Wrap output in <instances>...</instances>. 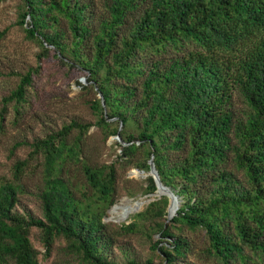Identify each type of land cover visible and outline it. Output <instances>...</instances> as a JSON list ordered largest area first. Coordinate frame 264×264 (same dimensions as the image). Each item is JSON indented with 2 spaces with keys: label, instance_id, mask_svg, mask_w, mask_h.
I'll use <instances>...</instances> for the list:
<instances>
[{
  "label": "trees",
  "instance_id": "trees-1",
  "mask_svg": "<svg viewBox=\"0 0 264 264\" xmlns=\"http://www.w3.org/2000/svg\"><path fill=\"white\" fill-rule=\"evenodd\" d=\"M18 1L15 25L36 58L87 77L95 120L44 121L13 145L12 156L29 150L0 176V264H43L35 228L46 255L62 239L74 264H264V0ZM41 69H0L18 78L1 100L0 135L12 113L16 125L30 114ZM118 136L120 154L101 161ZM151 159L180 202L173 218L164 195L128 224L106 221L136 194L126 171L149 172ZM140 190L154 193L156 180ZM23 195L41 215L20 210ZM135 238L149 244L145 260Z\"/></svg>",
  "mask_w": 264,
  "mask_h": 264
},
{
  "label": "rangeland",
  "instance_id": "rangeland-1",
  "mask_svg": "<svg viewBox=\"0 0 264 264\" xmlns=\"http://www.w3.org/2000/svg\"><path fill=\"white\" fill-rule=\"evenodd\" d=\"M18 2V0H0V31L11 26L8 35L3 39L0 38V69H9L12 66L15 69L25 71L27 65L35 66L39 64L42 66L40 71L41 79L39 83L35 84V88L38 87L39 97L33 100V106L25 122H19L17 125L13 124L14 115L12 113L6 122L5 132L0 135V176L8 174L13 163L17 159L24 158L28 153L29 149L27 146H20L17 148L15 155L12 156L11 149L13 145L17 141L30 139L32 134L42 133L44 121L52 125L56 122L62 123L64 120H69L72 117L82 119L84 122H94L95 120L93 111L88 103L95 96L93 93L82 89L83 85L89 84L87 77H80L78 79L64 77L63 74L65 72H61L56 67H53L52 59L39 60L36 58L38 47L28 42L24 38L22 30L15 25ZM16 81H18L16 76L0 77V106L2 98L15 86ZM77 81H80L81 86L77 84ZM31 114L40 116L41 121L37 118L35 119ZM89 133L94 134L96 138L100 135L97 132L96 125L91 127ZM117 142H120L117 137H110L108 139L100 156L101 161L111 163L117 158L121 152ZM149 176L155 179L150 171L145 172L138 169L126 171L124 178L130 180V183L127 184L131 192H136V194L132 197L124 194L118 203L115 204H120L121 214H119V210L114 205L108 210L106 221L128 224L133 221V215L143 211L150 202L164 195L169 196L165 192H161L160 189L152 194L142 192L140 187L147 184ZM132 201H144V204L141 208H135L128 213ZM174 202L172 201L168 208L169 213H171L170 207L172 208ZM21 203L20 210L26 209L32 211L34 214L41 215L40 204L35 197L23 195ZM175 206L177 209V203H175ZM175 212L172 213L173 216ZM33 232V241L40 253V259L43 264L75 263L63 252V247L66 245L64 240L57 239L50 256H48L46 255L47 249L42 241V233L36 228ZM155 239H159V236L156 235ZM132 241L134 243L133 252L139 258L145 260L151 255L149 244L144 239L135 238ZM118 258L121 260V255H118ZM153 264L165 263H161L159 259H155Z\"/></svg>",
  "mask_w": 264,
  "mask_h": 264
},
{
  "label": "water",
  "instance_id": "water-1",
  "mask_svg": "<svg viewBox=\"0 0 264 264\" xmlns=\"http://www.w3.org/2000/svg\"><path fill=\"white\" fill-rule=\"evenodd\" d=\"M100 98L102 99V103L104 104V101H103V95L100 93ZM119 139V141L121 142V144L125 145L126 143L121 139L120 136L117 137ZM150 165H151V168H150V172L153 174V176L155 177V180H156V183H157V190H159L160 188H162L163 190H165V193L169 195V197L171 198V202L172 201H176L177 203V209L180 205V202L177 198V196L173 193V191L171 189H169L168 187L164 186L162 184V182L160 181L159 179V175L157 173V170L155 169V165H154V162H153V159L150 160ZM170 202V204H171ZM170 206V205H169ZM176 209V210H177ZM176 213V212H175ZM175 215V214H174ZM173 218V217H172ZM171 217L168 216V219L167 221H170L172 219Z\"/></svg>",
  "mask_w": 264,
  "mask_h": 264
},
{
  "label": "bare ground",
  "instance_id": "bare-ground-1",
  "mask_svg": "<svg viewBox=\"0 0 264 264\" xmlns=\"http://www.w3.org/2000/svg\"><path fill=\"white\" fill-rule=\"evenodd\" d=\"M160 191L161 192H165V190H163L162 188H160ZM174 202V201H173ZM175 203L176 202H174V204H173V206H172V208L170 207V211H171V213H169V217H173V215H172V213H174L175 211H176V206H175ZM143 204H144V201H136V202H134V201H132V203H131V205H130V207H129V211H128V213H130L133 209H137V208H141L142 206H143ZM115 207L119 210V214H121V212H122V210H121V207H120V204H117V205H115ZM172 209V210H171Z\"/></svg>",
  "mask_w": 264,
  "mask_h": 264
}]
</instances>
